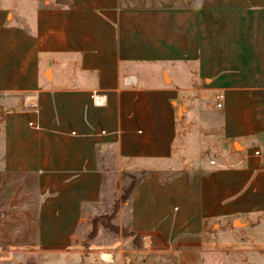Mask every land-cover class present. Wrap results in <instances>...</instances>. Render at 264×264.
I'll return each mask as SVG.
<instances>
[{
  "label": "crops",
  "instance_id": "0c3cea01",
  "mask_svg": "<svg viewBox=\"0 0 264 264\" xmlns=\"http://www.w3.org/2000/svg\"><path fill=\"white\" fill-rule=\"evenodd\" d=\"M108 153L147 246L264 264V0H0V264L78 255Z\"/></svg>",
  "mask_w": 264,
  "mask_h": 264
},
{
  "label": "rangeland",
  "instance_id": "374dc122",
  "mask_svg": "<svg viewBox=\"0 0 264 264\" xmlns=\"http://www.w3.org/2000/svg\"><path fill=\"white\" fill-rule=\"evenodd\" d=\"M219 142L221 143L222 140ZM105 158L103 168L107 186L104 187L101 206L83 216L84 220L78 228L73 246L78 255L72 257L67 254L56 257L46 255L41 259L26 257L13 261V264H175L177 262L175 254L170 256L158 253L149 244L147 246L149 240L143 241L132 232L127 218H124L129 212L125 204L130 201L128 194H126L127 199L122 200L124 192L131 181L141 178L144 172L121 174L116 156L108 153ZM101 252L111 253L113 262L107 263L101 260Z\"/></svg>",
  "mask_w": 264,
  "mask_h": 264
},
{
  "label": "trees",
  "instance_id": "16d2710c",
  "mask_svg": "<svg viewBox=\"0 0 264 264\" xmlns=\"http://www.w3.org/2000/svg\"><path fill=\"white\" fill-rule=\"evenodd\" d=\"M146 177H147V175H146V173H144V174L141 176V178H139V179H133V180L131 181V184L127 187L126 191L124 192L125 194L123 195L122 200L125 201V199H127L128 195H130V199H131V197H132V195H133V192H134V189L136 188V186H137L138 184H140L141 182H143V181L146 179ZM127 191H128V192H127ZM126 192H127V193H126ZM126 194H128V195H126ZM116 207H117V205L115 206V208H116Z\"/></svg>",
  "mask_w": 264,
  "mask_h": 264
},
{
  "label": "bare ground",
  "instance_id": "6f19581e",
  "mask_svg": "<svg viewBox=\"0 0 264 264\" xmlns=\"http://www.w3.org/2000/svg\"><path fill=\"white\" fill-rule=\"evenodd\" d=\"M101 257L105 262H113V255L111 253H103L101 254Z\"/></svg>",
  "mask_w": 264,
  "mask_h": 264
},
{
  "label": "built area",
  "instance_id": "2783aa9c",
  "mask_svg": "<svg viewBox=\"0 0 264 264\" xmlns=\"http://www.w3.org/2000/svg\"><path fill=\"white\" fill-rule=\"evenodd\" d=\"M218 107H221V104H218Z\"/></svg>",
  "mask_w": 264,
  "mask_h": 264
}]
</instances>
